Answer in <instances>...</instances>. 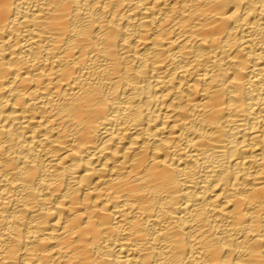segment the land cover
<instances>
[{"label":"bare ground","instance_id":"bare-ground-1","mask_svg":"<svg viewBox=\"0 0 264 264\" xmlns=\"http://www.w3.org/2000/svg\"><path fill=\"white\" fill-rule=\"evenodd\" d=\"M0 264H264V0H0Z\"/></svg>","mask_w":264,"mask_h":264}]
</instances>
